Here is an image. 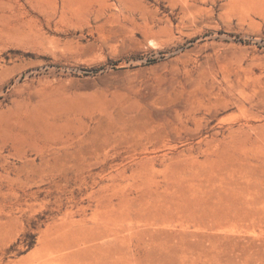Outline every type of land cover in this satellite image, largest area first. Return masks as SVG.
Instances as JSON below:
<instances>
[{
  "label": "rangeland",
  "instance_id": "rangeland-1",
  "mask_svg": "<svg viewBox=\"0 0 264 264\" xmlns=\"http://www.w3.org/2000/svg\"><path fill=\"white\" fill-rule=\"evenodd\" d=\"M0 264H264V0H0Z\"/></svg>",
  "mask_w": 264,
  "mask_h": 264
}]
</instances>
